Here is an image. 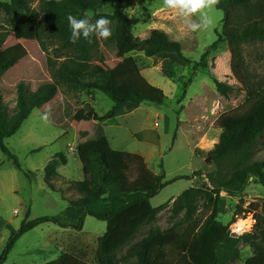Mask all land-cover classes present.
<instances>
[{"label":"trees","instance_id":"trees-1","mask_svg":"<svg viewBox=\"0 0 264 264\" xmlns=\"http://www.w3.org/2000/svg\"><path fill=\"white\" fill-rule=\"evenodd\" d=\"M39 1L43 13L44 26H39L37 36L47 51L45 40L53 46V57H48L49 77L36 82L32 90L25 81L16 86V109L11 114L4 101L2 86L12 77L13 61L0 63V150L12 159L18 169L21 165L17 157L6 147L5 140L15 135L23 123L35 110L45 109L49 104H57L58 113H51L50 121L69 131L77 109L66 99L59 101L60 88L65 85L78 87L88 92H102L113 102L109 112L103 116L95 115L96 122H104L115 117L125 103L140 105L152 103L164 105V91L152 85L142 74L137 59L130 54L142 53L146 58L160 54H177L183 62L192 61L182 54L180 42L170 39L167 33L155 29L150 36L141 39L133 33L130 19L122 7V0H10L0 1V10L10 16L12 31L18 30L30 14L31 5ZM110 6V13L100 12ZM216 8L224 13L223 26L218 40L203 54L194 70L207 67V58L223 42L232 45L231 71L242 85L246 99L242 106L228 111L216 120L222 130L220 142L209 152V157L218 169L225 163L232 168L231 180L223 183L209 178L213 195L220 199L222 191L231 197L241 194L250 178H256L264 188V162H255V146L264 134V88L257 86L247 70L241 46L247 43H264V0H220ZM93 12V22L100 16L111 21V36L107 40L93 36L89 44L81 38L76 44L69 40L71 30L66 19L68 14L77 18H87ZM0 25V51L9 32ZM218 93L229 96L233 88L214 79ZM186 95V93H185ZM46 112V111H45ZM82 164L83 180L71 182L67 191L78 199L70 205L84 208L77 225H66L61 219L41 217L21 224L8 240L0 256L4 264L16 242L26 233L46 223L56 224L64 229L82 232L86 217L106 222L107 230L97 240L94 261H91L89 248L79 246L75 241L63 249L55 264H231L240 258L238 240L230 236L228 226L218 220V202L212 214L202 220L198 217V207L193 202L202 192L196 188L186 190L177 203H183L187 213L181 221L170 228L152 230L138 245L132 248L121 262L114 259L115 253L132 242L141 229L155 220L163 209L155 208L151 201L174 181L189 177H178L166 181L165 175H156L147 166L145 158L139 154L118 151L112 148L100 123L93 126V135L79 143L76 149ZM67 165L64 154L56 155L45 167V183L53 191L59 178L58 169ZM134 170V180L130 172ZM29 177L32 173L28 174ZM195 172L193 178L202 176ZM183 209L175 211L181 213ZM239 211V208L237 209ZM249 213L253 215L254 225L248 241L261 240L264 244V202L251 203ZM178 215V214H177ZM237 218L232 219L236 223ZM245 264H264V247Z\"/></svg>","mask_w":264,"mask_h":264},{"label":"rangeland","instance_id":"rangeland-1","mask_svg":"<svg viewBox=\"0 0 264 264\" xmlns=\"http://www.w3.org/2000/svg\"><path fill=\"white\" fill-rule=\"evenodd\" d=\"M122 7L136 37L145 39L153 30H162L171 40L181 43L183 56L192 63L183 62L177 54L146 58L142 53L133 52L130 55L137 59L142 74L152 85L164 91V105L133 104L138 107L129 109L124 115L96 122L95 115L103 116L111 110V99L99 91L88 92L65 85L60 88L59 101L66 99L77 109L69 131L52 122L46 124L42 121L45 111L59 112L57 104H49L45 109L35 110L20 130L5 140L6 147L17 157L21 168L18 169L14 161L0 150V256L28 213L29 221L54 217L66 225L78 224L81 212L70 205V201L78 199V196L67 191V187L71 182L83 180L76 148L93 135L94 124L100 123L113 149L143 156L148 168L156 175L164 174L166 181L189 177L172 182L151 201L153 207L162 206L163 209L132 242L115 253L117 262H121L152 230H166L183 220L187 211L183 209V203H177L178 199L186 190L196 188L202 192L193 202L198 207V217L202 220L208 218L218 202V220L228 226L230 236L239 242L241 256L231 264H245L264 247L261 240L246 239L254 225L249 206L264 202V188L253 177L236 197H231L225 190L219 201L216 195H213V201L207 196L214 188L208 178L211 174L223 183H228L232 174L230 163L218 169L208 155L220 142L222 134L216 120L223 113L242 106L246 99L242 85L231 71L232 45L221 43L207 58V67L194 70L208 47L218 40L224 13L215 7L210 13L214 24L206 30L191 32L172 10L163 7V0H122ZM31 10L16 31H12L10 16L0 10V25L5 29L2 31L9 32L0 51V63L9 59L13 61L12 77L1 89L11 114L16 109L17 84L25 81L35 90L36 82L50 75L47 58L53 57V46L45 40L48 49L45 51L37 36L38 27L44 26L39 1L31 5ZM111 11L112 8L107 6L100 12ZM94 15L91 12L86 17ZM241 50L253 82L264 88V43L243 44ZM214 79L231 86L232 93L227 97L218 93ZM254 151V161L264 162V134ZM58 154L67 157V165L59 167V178L55 181L56 188L63 189V192L53 191L45 183V167ZM133 172L132 169L129 174L131 181L134 180ZM195 172L203 175L193 178ZM29 173H32L30 177ZM180 208L183 209L181 213L175 211ZM234 217L237 218L236 223H232ZM241 220H249V228L240 229L237 223ZM106 230V222L89 216L82 232L53 223L42 224L16 242L4 264H55L62 250L73 241L80 247H88L91 261H94L97 240Z\"/></svg>","mask_w":264,"mask_h":264},{"label":"clouds","instance_id":"clouds-1","mask_svg":"<svg viewBox=\"0 0 264 264\" xmlns=\"http://www.w3.org/2000/svg\"><path fill=\"white\" fill-rule=\"evenodd\" d=\"M60 0H57L59 3ZM220 3V0H163V7L172 10L175 17L181 19L183 25L191 32L206 30L214 24V18L210 13ZM71 35L69 40L76 44L81 38L89 44L93 42V36L107 40L111 36V21L105 16H100L93 22L90 18H77L72 14L66 17ZM50 109L42 114L44 123H50Z\"/></svg>","mask_w":264,"mask_h":264},{"label":"crops","instance_id":"crops-1","mask_svg":"<svg viewBox=\"0 0 264 264\" xmlns=\"http://www.w3.org/2000/svg\"><path fill=\"white\" fill-rule=\"evenodd\" d=\"M160 55H161V54H160ZM156 57H157V56H156ZM133 107H134V108H137L138 106H135V105H133L132 103H125V104H123V105L119 108V110L117 111V113H116V115H115L114 118L126 114L127 111H128L129 109L133 108ZM78 145H79V144H78ZM78 145H77V147H78ZM76 149H77V148H76ZM73 207H74V206H73ZM76 208H77V207H76ZM78 210H80L81 215H82L83 212H84V208H78ZM62 251H63V250H62ZM61 254H62V252L60 253V256H61ZM60 256L58 257L57 260H55L56 263L58 262ZM45 264H52V263L49 262V263H45Z\"/></svg>","mask_w":264,"mask_h":264},{"label":"bare ground","instance_id":"bare-ground-1","mask_svg":"<svg viewBox=\"0 0 264 264\" xmlns=\"http://www.w3.org/2000/svg\"><path fill=\"white\" fill-rule=\"evenodd\" d=\"M237 224H238V226H239L240 229L244 230V229L249 228L250 221L249 220H241Z\"/></svg>","mask_w":264,"mask_h":264},{"label":"built area","instance_id":"built-area-1","mask_svg":"<svg viewBox=\"0 0 264 264\" xmlns=\"http://www.w3.org/2000/svg\"><path fill=\"white\" fill-rule=\"evenodd\" d=\"M156 127L158 126V124L155 125Z\"/></svg>","mask_w":264,"mask_h":264}]
</instances>
